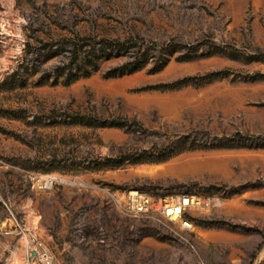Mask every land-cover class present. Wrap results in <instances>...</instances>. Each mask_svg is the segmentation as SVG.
I'll use <instances>...</instances> for the list:
<instances>
[{
    "label": "rangeland",
    "instance_id": "rangeland-1",
    "mask_svg": "<svg viewBox=\"0 0 264 264\" xmlns=\"http://www.w3.org/2000/svg\"><path fill=\"white\" fill-rule=\"evenodd\" d=\"M103 40L149 55L53 83ZM131 190L224 203L186 211V229L131 210ZM43 249L55 264H264V0H0V264Z\"/></svg>",
    "mask_w": 264,
    "mask_h": 264
},
{
    "label": "built area",
    "instance_id": "built-area-1",
    "mask_svg": "<svg viewBox=\"0 0 264 264\" xmlns=\"http://www.w3.org/2000/svg\"><path fill=\"white\" fill-rule=\"evenodd\" d=\"M56 181V177L47 176L43 180V188H51ZM126 201L128 207L135 212H160L170 220H180L186 229L194 227L193 220L184 217L186 211L192 209L208 210L224 203V200L217 196L202 198L194 195H180L176 199L155 198L138 190L129 191ZM38 260L40 264H55L56 258L48 249H43L38 254Z\"/></svg>",
    "mask_w": 264,
    "mask_h": 264
},
{
    "label": "trees",
    "instance_id": "trees-1",
    "mask_svg": "<svg viewBox=\"0 0 264 264\" xmlns=\"http://www.w3.org/2000/svg\"><path fill=\"white\" fill-rule=\"evenodd\" d=\"M98 46H92L91 50L89 52H85L83 58L79 62L78 65H74L72 63L68 64L66 68H57V71L54 72V76H56L57 80H55L53 83L56 84L59 82L60 77H64L66 79V84H70L76 80H78L80 77L83 76H89L92 73V70H89L90 67L93 68V70H96V64L99 60L102 59H110L113 57H119L123 56L124 54H131L133 60H127L125 62H122L117 67H115L112 71L109 72L108 76H123L128 73H131L135 70H138L141 68V66H136V63L140 62L142 59H145L147 55H149V48L145 49V53L139 54L138 52H130L131 46L128 42H116V41H106L103 40L97 44ZM170 48L167 46V49ZM75 55H78L77 51H74ZM165 53L163 51H160V64L157 70H160L164 68L168 62L169 58H165ZM147 59V58H146ZM79 72H83V74H78ZM16 73H20V69L17 70Z\"/></svg>",
    "mask_w": 264,
    "mask_h": 264
}]
</instances>
